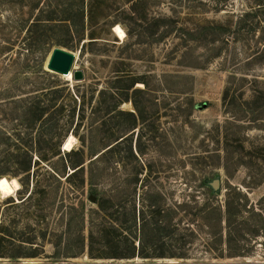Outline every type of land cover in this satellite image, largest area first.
Returning a JSON list of instances; mask_svg holds the SVG:
<instances>
[{
    "label": "rangeland",
    "instance_id": "rangeland-1",
    "mask_svg": "<svg viewBox=\"0 0 264 264\" xmlns=\"http://www.w3.org/2000/svg\"><path fill=\"white\" fill-rule=\"evenodd\" d=\"M185 1L0 0V178L20 182L0 199V264H264V5ZM162 17L166 36L146 26ZM58 44L83 81L47 70ZM64 82L84 100L74 133L62 100L47 107ZM105 198L128 216L102 211ZM153 204L177 229L147 234L138 254L142 211L162 219ZM205 204L238 217L206 219ZM102 222L119 230L115 249Z\"/></svg>",
    "mask_w": 264,
    "mask_h": 264
},
{
    "label": "trees",
    "instance_id": "trees-1",
    "mask_svg": "<svg viewBox=\"0 0 264 264\" xmlns=\"http://www.w3.org/2000/svg\"><path fill=\"white\" fill-rule=\"evenodd\" d=\"M214 1L217 6H224V5H227L228 2L232 1V0H212ZM195 2V0H186L185 3H186V6H189V7H192L193 4ZM253 4L255 5H264V0H252L251 1ZM140 6V3L136 2L134 4V6L131 9V17L133 19H136V15L139 16V14H141V12L139 11V8ZM95 8V1H92L91 3V6H90V11L93 12V9ZM175 10V9H174ZM165 19V21H168L170 20L171 18L169 17H162L158 20H154L155 24H153L152 22H149V21H146V26L150 27L151 29L154 30V27L155 28H163V31L162 33H164L163 35H167L168 33H170V29H169V23H164V24H160L159 21H163ZM56 19L53 18V17H49L47 18V22H43L42 26L44 27H48L51 28L53 26L54 23L53 21H55ZM63 21H66L67 18H64V19H61ZM166 24V25H165ZM65 26V25H63ZM83 39V38H82ZM58 45H65V44H58ZM85 45V42L83 43V47ZM64 47H67V46H64ZM71 49V48H69ZM61 87H58L56 89H54L52 92H50V97L48 99V106L47 107H52L53 105H55L56 103H58L60 100H62V107H67L68 109L66 110L67 112V116H68V122H69V128H72V132L74 133L78 127L80 126V121H76V115L78 113V107H80V110H81V107L84 103V100H83V97L79 95V93L77 92V90H71L70 88V85L68 84V82H64L62 84H59ZM147 83H145V87H147ZM134 87V84L131 85V88ZM78 89V88H77ZM135 90H138V89H135ZM140 90V89H139ZM79 115H80V112H79ZM108 115V114H107ZM80 118V116H79ZM76 121V122H75ZM75 124V125H74ZM69 155V154H68ZM82 163L81 162H78L74 165V168L75 169L72 173L68 174L67 178H69L70 176H73V175H77L78 173L81 172L83 166L80 167ZM27 199H25L24 201H26ZM110 208V216L116 214V215H119L120 216H128V213L127 212H122L120 211V209L118 207H113L111 205V200H108L107 198L103 199L102 201H100V209L103 211V210H106L108 211V209ZM232 209H228V217H227V214H224V212L222 211H218L217 208H214V207H211V206H208L207 204H205L203 207L200 208V213L203 215L204 218L206 219H214L215 222L221 224L223 222V220H225V217L226 218V221L228 220L230 223L232 222V217H238V215L231 211ZM150 215H158L159 217H161V222L160 221H157L156 224L155 223H150V220H148L146 218L147 216V211L143 210L142 211V223L140 225V232L142 234L141 236V239H140V250H138V254H144V251L148 250L150 248L149 246V240L146 239V235L148 234L149 236L152 235V238H151V241L152 239H155L156 237H161V238H171V234L174 233V231L177 229L176 225L172 223V208L170 207H161L160 205L159 206H156V205H151L150 206V211H149ZM163 218L165 220H163ZM128 223V221H126ZM160 222V224H159ZM136 227L134 224L130 225L128 228V231L130 233L133 232V228ZM119 228V227H118ZM189 229V228H187ZM191 230L189 235H193L194 234V230L192 229H189ZM0 234H3V228L2 226H0ZM99 236H100V241L103 243V246H105L106 248H109V249H115L116 246L119 245V230L115 228L114 224L111 223V222H102L100 223L99 225ZM130 236V235H128ZM4 236L0 237V241H1V244H0V248L2 247V242H3V239ZM129 238V237H127ZM128 240V239H127ZM219 241H221L220 237H219ZM186 242V241H185ZM94 245V240H93V237L89 240V248L93 247ZM83 252V250L81 251V253ZM0 254H5V253H0ZM136 254V250H133V252L131 253H127V254H123L121 253V255H114V257H117V258H132L134 257ZM22 255H36V252L35 253H25V254H22Z\"/></svg>",
    "mask_w": 264,
    "mask_h": 264
},
{
    "label": "water",
    "instance_id": "water-1",
    "mask_svg": "<svg viewBox=\"0 0 264 264\" xmlns=\"http://www.w3.org/2000/svg\"><path fill=\"white\" fill-rule=\"evenodd\" d=\"M76 61V53L63 46L56 45L52 48L46 68L49 71L58 73L61 75H68L72 72V80L76 82L83 81L85 79V71L81 68H76L74 63ZM214 186L219 187L218 180L214 181Z\"/></svg>",
    "mask_w": 264,
    "mask_h": 264
},
{
    "label": "bare ground",
    "instance_id": "bare-ground-1",
    "mask_svg": "<svg viewBox=\"0 0 264 264\" xmlns=\"http://www.w3.org/2000/svg\"><path fill=\"white\" fill-rule=\"evenodd\" d=\"M114 33L116 35H118L120 38H124L126 36L125 30L120 25H117L114 28ZM69 74H70V79H72V72H70ZM76 141H77V138L73 134L68 136V138L66 139V141L64 143V150L65 151L72 150L74 148ZM0 181L6 182L7 185L12 189L13 194L16 193V191L20 188V182L18 181L17 178H8L6 176H3L0 178ZM13 181H16V183L19 185L18 188L13 185ZM9 196H11V195H8L7 197H9Z\"/></svg>",
    "mask_w": 264,
    "mask_h": 264
},
{
    "label": "clouds",
    "instance_id": "clouds-1",
    "mask_svg": "<svg viewBox=\"0 0 264 264\" xmlns=\"http://www.w3.org/2000/svg\"><path fill=\"white\" fill-rule=\"evenodd\" d=\"M13 185L15 187H19V185L16 183V181H13ZM13 191L12 189L7 185L6 182L0 181V199L6 198L8 195H12Z\"/></svg>",
    "mask_w": 264,
    "mask_h": 264
}]
</instances>
